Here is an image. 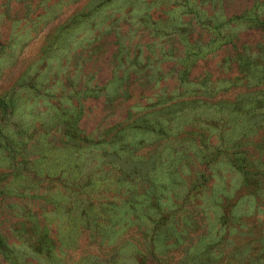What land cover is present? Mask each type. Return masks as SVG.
Returning a JSON list of instances; mask_svg holds the SVG:
<instances>
[{
	"label": "rangeland",
	"instance_id": "374dc122",
	"mask_svg": "<svg viewBox=\"0 0 264 264\" xmlns=\"http://www.w3.org/2000/svg\"><path fill=\"white\" fill-rule=\"evenodd\" d=\"M0 264H264V0H0Z\"/></svg>",
	"mask_w": 264,
	"mask_h": 264
},
{
	"label": "trees",
	"instance_id": "16d2710c",
	"mask_svg": "<svg viewBox=\"0 0 264 264\" xmlns=\"http://www.w3.org/2000/svg\"><path fill=\"white\" fill-rule=\"evenodd\" d=\"M11 106V99L8 95L0 97V110L4 117L9 115L8 108ZM5 247V242L3 237L0 234V248Z\"/></svg>",
	"mask_w": 264,
	"mask_h": 264
}]
</instances>
